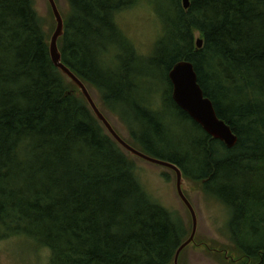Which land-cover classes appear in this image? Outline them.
Segmentation results:
<instances>
[{
	"label": "trees",
	"instance_id": "1",
	"mask_svg": "<svg viewBox=\"0 0 264 264\" xmlns=\"http://www.w3.org/2000/svg\"><path fill=\"white\" fill-rule=\"evenodd\" d=\"M68 2L63 62L127 122L130 144L229 209L234 261L264 264V0H173L147 58L116 20L135 0ZM49 37L34 0H0V240L30 238L49 249L48 264H174L183 221L146 191L133 157L53 64ZM183 59L238 136L233 147L173 99L168 72Z\"/></svg>",
	"mask_w": 264,
	"mask_h": 264
},
{
	"label": "rangeland",
	"instance_id": "2",
	"mask_svg": "<svg viewBox=\"0 0 264 264\" xmlns=\"http://www.w3.org/2000/svg\"><path fill=\"white\" fill-rule=\"evenodd\" d=\"M56 1L63 18L66 17L70 11L68 0ZM34 7L42 19L44 30L51 37L56 21L49 1L34 0ZM172 8L173 0H135L131 7L116 14V20L125 34L133 41L137 50L147 58L162 32V15L172 14ZM200 35L199 31H194V40L201 37ZM143 67L149 74L146 79L154 81V77H150L154 72L150 71L147 64ZM158 84L159 92L167 88L166 85ZM89 88L116 130L123 138L131 142L132 137L127 122L120 118L116 111L109 109L97 88L90 85ZM186 131L181 126L175 128V133L182 135L180 139L184 144L187 143L185 139L192 138V135L188 134L190 132ZM170 142L171 147L177 148L179 138L173 137ZM142 150L156 156L153 152ZM178 152L179 155H185L181 150ZM188 153L189 156L194 155L191 148L188 149ZM132 157L137 167L138 177L146 191L172 211L176 218H181L187 230V237H189L193 227L192 216L178 195L175 172L165 166L150 163L136 156ZM183 190L197 212L198 227L194 242L181 252L179 264H237L238 261L234 259L240 256V251L236 248L228 227L229 209L215 197L206 193L197 181L185 178ZM50 254L49 249L37 247L36 243L24 236H12L0 240V264H48Z\"/></svg>",
	"mask_w": 264,
	"mask_h": 264
},
{
	"label": "water",
	"instance_id": "3",
	"mask_svg": "<svg viewBox=\"0 0 264 264\" xmlns=\"http://www.w3.org/2000/svg\"><path fill=\"white\" fill-rule=\"evenodd\" d=\"M51 6L56 26L49 40L50 56L53 64L58 67L66 76H68L78 86L80 91L87 99L96 117L104 124L107 131L114 139L132 156H136L150 163L165 166L172 169L176 174V187L178 195L183 203L188 207L192 216V232L190 236L181 243L177 248L174 256V264H179V256L184 248L195 240V235L198 227L197 212L186 196L183 185L185 177L182 169L175 163L150 155L143 152L130 144L123 136L116 130L113 123L102 111L101 107L95 100L93 94L88 88L87 84L62 60V54L59 49L58 40L64 33V18L59 9L56 0H48ZM191 0H182V5L185 9L189 8ZM197 47H202L203 39L197 38ZM169 79L172 83V97L179 107H181L187 114L213 138L219 139L225 143L229 148L233 147L237 141L238 136L233 132L231 127L225 120L219 117L214 107L213 101L206 96L202 86L199 83L198 74L192 61L183 59L173 65L168 72Z\"/></svg>",
	"mask_w": 264,
	"mask_h": 264
}]
</instances>
